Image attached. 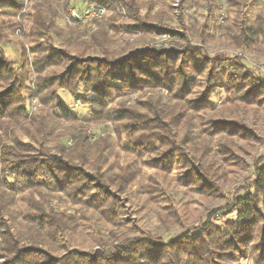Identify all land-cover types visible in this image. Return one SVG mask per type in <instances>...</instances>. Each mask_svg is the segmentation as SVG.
<instances>
[{
	"label": "trees",
	"instance_id": "1",
	"mask_svg": "<svg viewBox=\"0 0 264 264\" xmlns=\"http://www.w3.org/2000/svg\"><path fill=\"white\" fill-rule=\"evenodd\" d=\"M56 1L35 0L30 34L36 45L31 50L33 57L23 48L21 64L15 66V61L6 59L2 43L23 4L0 0V264H222L235 260L237 254L264 264V225L259 226L264 222V156L256 159L253 180L236 196L230 213L237 211V217L228 220L226 230L207 223L196 235L188 231L168 240L144 235L137 224L130 226L132 222L123 220L126 204L121 198L130 193L141 163L160 173L164 182L153 177L157 186H170L167 176L176 164L190 168L192 180L185 181V188L203 185L214 189L233 173L229 167L237 164L230 157L236 149H244L236 138L247 139L237 131L242 126L235 121L264 106V83L246 72L243 60L227 66L224 54L209 57L203 47L192 43L191 35L205 42L214 38L212 29L221 28L219 39L228 40L234 48L264 50V8L256 18L249 12L250 3L259 0H225L230 15L222 24L219 0H181L183 21L187 2L208 4L209 15H213V27L206 22L198 27L185 23V31L161 20L155 26L147 14L141 16L134 0L128 4L119 0L138 21L128 26L130 30L140 28L145 36L166 29L176 37L170 47L148 45L126 54L111 48L109 35L122 28L123 14L115 10L104 23L90 20L98 24L90 35L77 21L78 26H67L64 31L56 22ZM70 3L63 0L64 9ZM85 36L88 41H82ZM55 39L59 50L52 48ZM85 45L96 55L70 56L63 48ZM67 60L71 62L61 72L47 73ZM205 70L206 90L190 98L196 77ZM31 76L36 81L26 86ZM218 88L226 93L221 108L213 102ZM58 89L90 104L89 114L77 116L60 100ZM137 90L136 103L126 101L123 106L121 101L114 118L107 109L109 103L115 96L123 98ZM35 99L34 109L29 102ZM122 119L129 136L124 151L130 156L125 163L112 160L119 157L110 152L106 138L93 139L87 130L92 121ZM60 120L72 122L73 127L58 133ZM154 153L164 156L161 164L155 158L147 160ZM161 193L166 199L167 192ZM163 207H159L157 221L164 223L165 230L178 225V217L168 225L170 209ZM87 244L92 248H82Z\"/></svg>",
	"mask_w": 264,
	"mask_h": 264
},
{
	"label": "rangeland",
	"instance_id": "2",
	"mask_svg": "<svg viewBox=\"0 0 264 264\" xmlns=\"http://www.w3.org/2000/svg\"><path fill=\"white\" fill-rule=\"evenodd\" d=\"M102 1L107 7V11L102 18L96 19L100 23H102L106 17L108 18V16L112 15L115 10L117 13L123 14L122 18L120 19L122 28L119 31L111 30L112 32L110 31L109 34L111 37L110 46L112 49L118 50L120 53L124 52V54H126L130 50L137 51L138 48L148 45L167 48L176 43V37H174V35H172L166 29H159L145 36L143 34L144 31H141L140 28H137L136 30H130L131 28L128 26H135L138 24L137 19H135V17L132 15L130 7L127 5L124 7L122 2L119 0H101V2ZM134 1L141 7V16H145L147 14V16L150 17L149 21L153 22L155 26L156 23L160 22L161 20L167 22L169 26L183 31H185V23H191L193 26L198 27L202 24H205L206 22L213 27L211 23V17L213 15H209L210 12L207 10L208 4L203 5L200 2H187V9L185 10L186 17L183 21L181 18V0ZM16 2L23 4V7L22 9H19L16 14L14 13L15 16H13L12 22L15 26L8 31V36L2 43V46L6 54V59L9 61H15V66H19V64H21V53L23 48L27 50L28 57L32 58L33 55L31 50L32 48L36 47L35 43L31 42L32 38L30 37L32 25H34L35 20V11L33 10L35 0H16ZM123 2L128 4L131 3L132 0H123ZM84 3L85 2L83 0H71L69 7L64 9L63 0H57L54 2L58 9V18H56V22L59 27L65 31L67 26H78V23L68 19L69 11L72 8L81 9L84 6ZM150 3V6L153 5L152 9H149ZM217 3H219L218 13L221 14L219 17L222 24L227 16L230 15L229 4L225 0H219ZM249 7V12H251L250 15L253 16V18L259 17L262 9L264 8V0H259L256 3H250ZM168 9L171 11H168ZM163 13H166V15H163ZM89 21L80 22V27L82 31L88 29L90 35L91 31L97 30L96 28H98V24H90ZM212 30L214 34V38H212V40H207L205 42L197 41L195 35L192 34V43L203 47L205 53L209 57H214L218 54H224L223 56L226 58L227 66H229L231 63L236 64L243 60L242 62H244L246 72L253 74L256 76V79L259 78V80L264 83V50L259 52L256 49L248 50L244 48H234L228 43V40H223L221 38L219 39L221 28ZM88 40L89 39L86 36L84 39H82V41ZM54 44L55 45H53L52 48H55L56 50L61 48V45L58 43L57 39H55ZM45 46L48 47L47 44H45ZM87 47L88 45H85L81 48L78 46L63 48H66L70 52V56L87 57L96 55L94 50ZM69 62L71 61L67 60L62 66L48 69L47 73H59ZM192 77H195V74H193ZM35 81L36 79L34 76L32 77V80L30 78L27 81L26 86L30 84L33 85ZM195 81L197 82V86H193L194 90L193 93L189 95L190 98H194L196 96L198 97L206 90L207 70H205L200 76H197ZM245 82L249 84L248 79H246ZM155 90L160 91L158 89ZM161 92L166 94L167 90L165 88H161ZM57 94L60 100L69 106L77 116L85 117L89 114L91 105L88 103H83L82 100L77 98L75 94L72 95L69 91L63 89H58ZM139 96V90H137L132 95H126L123 98H117L115 96L113 101H109L110 103L107 109L109 110L110 108L112 111V113H110L112 116H114V118H116L117 114L114 112V110L119 108L120 104L122 103L121 101H123V103L125 102L123 106H126V101L129 102V104H135L136 98ZM225 96L226 93L224 90L222 88H218V92L213 97L215 107H222L225 102ZM29 103L35 109L38 105V100L35 99L32 103L31 101ZM57 122L58 133H60V130H64V128H69V126L73 127L72 122L66 123L61 120ZM235 122L242 126L239 127L237 131L241 130V132H244L243 134L247 139L236 138V140H238V146H242L244 149L243 151L236 149L235 156L230 157L233 158V161H236L237 165H231L229 167L233 173L228 174L224 182H220L218 187L214 189H209L203 185H194L196 187H190L191 185H189V187L186 186L185 188V181L191 183L192 180V177L189 174L190 168L183 164H176L175 169L171 171L169 175L164 173V176L168 175L167 178L172 181L170 186H165L166 184L163 185L161 183L159 186H157L153 177L164 182L159 177L160 173H157L153 169L147 168L143 163H141L139 175L134 183V186L130 190V193L121 197L122 199H125L123 202L126 204V210H124L126 215H124L123 220L126 223L132 222L129 223L130 226L137 224V226L140 227L141 233H144V235H161L165 240H168L172 237H177L183 232H186L187 234L188 231L191 234L196 235L199 230L207 223L213 224L214 226L219 227L221 230H226L225 224L228 222V220L237 217V211L230 213L231 207H233L235 204L236 196L240 193L242 186L247 185L253 180V164L256 159L260 156H264V106L259 110L242 115L241 117L237 118ZM125 124L126 120L124 119L120 121H107L101 123L92 121L87 129L91 133L93 139L106 138L110 145V152L119 157L118 160L115 157L112 158V160L115 162H120L122 160L125 163L129 160V153L124 151V149L126 150V146L129 142V136L126 135L127 130L124 128L126 127ZM253 136L256 138L252 139ZM70 141L71 140L69 139L67 143H70ZM128 148H133V145ZM146 158L147 160L149 158H152L151 160L155 158L154 160L158 161L156 162L158 164H161V161L164 160L162 153L149 154L146 156ZM140 161L143 162V159ZM227 178L228 181H226ZM162 191L167 192L168 195L166 199H163L164 195L161 193ZM160 206H162V208H164L163 206H166V208L170 209V212H168V225L175 224L174 217H178L180 219V223L165 230L164 223L160 224L157 221V215ZM57 207L64 208V206L61 204L57 205ZM67 208H69V210H73L74 207L68 206ZM262 212H264V208H262ZM263 225V221L259 223L260 229L263 227ZM82 230H84L88 236L92 237L91 234L88 233L87 229L82 228ZM92 246V244H87L86 246H82V248L91 249ZM96 248H98V246ZM231 252L235 254L234 250ZM240 256L241 254H237L235 260H225L220 261V263L254 264L252 260L246 258L243 259L240 258Z\"/></svg>",
	"mask_w": 264,
	"mask_h": 264
},
{
	"label": "built area",
	"instance_id": "3",
	"mask_svg": "<svg viewBox=\"0 0 264 264\" xmlns=\"http://www.w3.org/2000/svg\"><path fill=\"white\" fill-rule=\"evenodd\" d=\"M107 11L106 5L101 0H85L82 9L72 8L68 19L74 22H85L92 19H100Z\"/></svg>",
	"mask_w": 264,
	"mask_h": 264
}]
</instances>
